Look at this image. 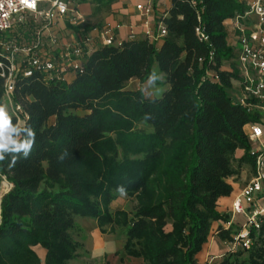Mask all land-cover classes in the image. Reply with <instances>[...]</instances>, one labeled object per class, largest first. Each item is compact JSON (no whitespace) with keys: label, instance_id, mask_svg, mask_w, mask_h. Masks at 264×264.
<instances>
[{"label":"trees","instance_id":"1","mask_svg":"<svg viewBox=\"0 0 264 264\" xmlns=\"http://www.w3.org/2000/svg\"><path fill=\"white\" fill-rule=\"evenodd\" d=\"M194 1L169 0L159 44L145 36L99 46L68 82L19 77L13 100L36 137L27 159L0 163V179L11 183L0 197V264H69L79 217L95 219L102 233L123 228L125 254L145 264H199L213 235L229 240L214 226L227 219L218 200L231 194L229 178L253 165L243 127L258 113L230 94L240 73L223 22L246 7ZM154 64L168 86L160 97L126 88L148 80ZM3 91L0 75V103ZM120 186L131 212L111 208ZM263 244L217 264H238L232 256L243 253L264 264Z\"/></svg>","mask_w":264,"mask_h":264},{"label":"built area","instance_id":"2","mask_svg":"<svg viewBox=\"0 0 264 264\" xmlns=\"http://www.w3.org/2000/svg\"><path fill=\"white\" fill-rule=\"evenodd\" d=\"M69 0H0V75L4 78L2 102L8 105L16 119L24 120L26 114L14 102L13 92L20 76L43 75L45 79L68 82L69 74L82 72L83 62L96 48L93 38L85 35L79 41L64 45L58 56L52 55L47 46L59 45L53 27L69 11ZM195 4L194 0H191ZM144 14L152 11L151 5H137ZM76 19L82 17L70 10ZM16 23L32 28L26 41L7 38L5 35ZM237 44V66L240 79L234 100L250 112H257L256 121L247 122L243 131L250 142L258 144L250 149L253 165L249 176L234 196L231 216L223 222L230 238L223 241L226 251H249L261 246L264 240V0H250L242 14L234 16ZM199 34L198 28L196 29ZM166 34L159 22L157 31L146 33L151 39ZM202 37L203 35L200 34ZM100 46L119 44L113 27L106 23L99 30ZM135 38L134 33L128 39ZM206 39V37H203ZM264 246V244H263ZM210 259L206 263L209 264Z\"/></svg>","mask_w":264,"mask_h":264},{"label":"crops","instance_id":"3","mask_svg":"<svg viewBox=\"0 0 264 264\" xmlns=\"http://www.w3.org/2000/svg\"><path fill=\"white\" fill-rule=\"evenodd\" d=\"M244 3L247 8V4L250 0H238ZM69 2V11L66 15L59 18L53 27V31L59 39V45L47 46L52 55L58 56L64 51V45L71 44L79 41L85 35H89L93 38V44L95 48L100 46L99 30L100 28L109 23L113 27L114 37L117 42L127 40L130 33H134L135 38H143L148 31L156 32L159 22L167 14L170 6L169 0H112L107 5L97 2H89L87 0H76ZM102 5V6H101ZM137 5H151L152 11L149 14H144L142 10L137 8ZM76 11L81 17V20L75 18L74 14L70 11ZM224 28L227 35V42L233 47L237 53L236 44V30L234 27V17L226 19L224 22ZM157 44L160 43V39H156ZM163 78V75L160 73ZM69 80L72 79V75L69 74ZM131 79L130 81H132ZM233 86L230 90L232 97L237 94V88ZM138 89V88H136ZM237 176L229 178V182L232 186V192L229 196L221 197L218 200L217 210L226 215L227 219L231 216L230 207L234 196L239 191L244 180L243 178L237 182ZM80 221L88 222L93 227H97L96 220L88 217H79ZM223 225L222 221L214 222V226ZM99 230V229H98ZM95 230L91 233L92 236ZM96 235V233H95ZM94 235L93 246L98 249L96 256L99 257L102 254L104 248V242H99V238ZM36 250L39 255H43L44 251L38 247ZM226 251V246L217 236L213 235L209 242L204 245L201 251L197 254L199 263H206L210 259L209 264H217L220 261L221 255ZM113 257V253L110 255ZM125 262L128 264H145L141 258L126 257Z\"/></svg>","mask_w":264,"mask_h":264},{"label":"rangeland","instance_id":"4","mask_svg":"<svg viewBox=\"0 0 264 264\" xmlns=\"http://www.w3.org/2000/svg\"><path fill=\"white\" fill-rule=\"evenodd\" d=\"M70 2H74L76 0H69ZM89 2H95L96 0H87ZM102 6V5H101ZM104 6V5H103ZM32 35V28L27 25H22L20 23H16L15 26L6 33L7 38H14L19 41H26L30 39ZM155 70L157 74L160 75L158 67L156 64L153 65L152 71ZM234 86L238 88L237 83L235 82ZM167 84L163 82V78L156 81L155 85H150L148 80L145 82H139L137 79H133L132 81H128L126 84L127 89H136L141 88L144 96L146 97H160L162 93L167 89ZM138 127L145 128L149 130L144 124L139 123ZM251 149H257L258 144L256 142H250ZM248 167L242 165L240 169V173L237 176V182L242 180L243 178H247L249 175ZM11 188V183L4 177L1 176L0 179V197L7 192ZM116 206L123 207L128 212H131L134 206V200L131 197L126 195L118 194L116 199L112 202L111 208H115ZM83 218H77V227L73 232V237L80 243V248L78 249V256L69 261V264H128L125 262V258L128 257L124 251V243H125V234L123 228H116L113 233H102L98 230L97 227H93L90 225L92 223L80 221ZM95 230V233L92 236V232ZM94 235L99 238V242H104V249L106 251H102L103 253L96 256L98 249H95L93 246ZM94 237V238H93ZM113 253V257L110 255ZM230 252L225 251L224 254L221 255L227 256ZM220 258V259H221ZM233 259H235L238 264L241 261H244L245 264L247 262V254L243 253L242 255H233Z\"/></svg>","mask_w":264,"mask_h":264},{"label":"clouds","instance_id":"5","mask_svg":"<svg viewBox=\"0 0 264 264\" xmlns=\"http://www.w3.org/2000/svg\"><path fill=\"white\" fill-rule=\"evenodd\" d=\"M162 76L153 70L148 83L155 85ZM36 132L25 120L14 119L9 107L0 103V163L9 159V167H15L20 159H27L35 145ZM121 195L126 194L123 186L117 188Z\"/></svg>","mask_w":264,"mask_h":264}]
</instances>
